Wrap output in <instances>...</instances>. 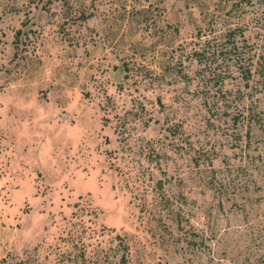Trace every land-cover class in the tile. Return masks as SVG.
<instances>
[{"label": "rangeland", "instance_id": "374dc122", "mask_svg": "<svg viewBox=\"0 0 264 264\" xmlns=\"http://www.w3.org/2000/svg\"><path fill=\"white\" fill-rule=\"evenodd\" d=\"M0 264H264V0H0Z\"/></svg>", "mask_w": 264, "mask_h": 264}]
</instances>
